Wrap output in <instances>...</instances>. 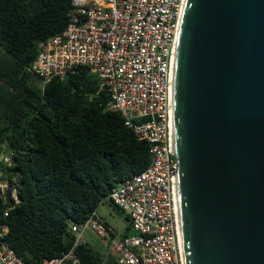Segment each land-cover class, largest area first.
<instances>
[{"label": "trees", "instance_id": "obj_1", "mask_svg": "<svg viewBox=\"0 0 264 264\" xmlns=\"http://www.w3.org/2000/svg\"><path fill=\"white\" fill-rule=\"evenodd\" d=\"M73 8L72 0H0V136L12 153L11 163L0 161V179L20 197L0 198V222L2 240L27 264L67 251L72 225L151 162L149 143L107 108L89 67L47 84L29 70L38 42L62 32ZM77 253L86 264H119L88 242Z\"/></svg>", "mask_w": 264, "mask_h": 264}, {"label": "water", "instance_id": "obj_2", "mask_svg": "<svg viewBox=\"0 0 264 264\" xmlns=\"http://www.w3.org/2000/svg\"><path fill=\"white\" fill-rule=\"evenodd\" d=\"M172 93L186 264H264V0H185Z\"/></svg>", "mask_w": 264, "mask_h": 264}, {"label": "built area", "instance_id": "obj_3", "mask_svg": "<svg viewBox=\"0 0 264 264\" xmlns=\"http://www.w3.org/2000/svg\"><path fill=\"white\" fill-rule=\"evenodd\" d=\"M66 28L37 44L29 70L43 84L82 67L100 78L125 124L150 145L151 162L142 172L119 182L100 205L113 203L127 213L134 233L115 237L95 209L84 224L72 225L74 242L44 264H86L77 253L93 232L113 250L119 264H186L178 210L179 160L173 147L174 65L185 0H72ZM0 161L11 163L12 153ZM0 179V198L20 201L17 188ZM11 207L5 211L7 216ZM0 264H27L2 238Z\"/></svg>", "mask_w": 264, "mask_h": 264}, {"label": "crops", "instance_id": "obj_4", "mask_svg": "<svg viewBox=\"0 0 264 264\" xmlns=\"http://www.w3.org/2000/svg\"><path fill=\"white\" fill-rule=\"evenodd\" d=\"M105 204H111L112 207H113V209L118 210L119 212L122 211V210H120L118 207H116L114 204H112L111 202H107V203H105ZM101 206H102V205H101ZM101 206L99 207L98 212H99V214L102 216V218L104 219V221H105L108 225H110V226L113 227V229H114V231H115V232H114L115 237L120 238V237H123L124 234H129V235H131V234L134 233V230L132 229V226H131V220H130L129 216L127 215V213L124 212V214H125V218H126V220H127V224H126L125 227H123L122 230H120L117 226H115V225L109 223L107 220H105L103 214L100 212V208H101ZM110 212H111V211H110ZM122 212H123V211H122ZM112 216H113V214H112ZM90 233H91V234H90ZM94 238H95V239H94ZM86 239H87V242H88V243H91V244L95 245V246H96L97 248H99V249L106 250L107 253L110 252V253L112 254V256H114V257L116 258V256H115L113 250H111V248H110L108 245H106L103 241H100L101 239H100L99 237H97L95 234H93L92 232L86 233ZM96 239H98L100 242L97 243V242H96Z\"/></svg>", "mask_w": 264, "mask_h": 264}, {"label": "rangeland", "instance_id": "obj_5", "mask_svg": "<svg viewBox=\"0 0 264 264\" xmlns=\"http://www.w3.org/2000/svg\"><path fill=\"white\" fill-rule=\"evenodd\" d=\"M1 50L2 49L0 47V52H1ZM1 83H2V81H0V84ZM0 111H1V107H0ZM100 212L103 214L105 220H107L109 223L117 226L120 230H122L123 227H125L127 224V220L125 218L124 212H122V211L119 212L118 210L113 209L111 204H102V206L100 208ZM112 214H113V216H112ZM89 232H91V231H88L87 233H89ZM100 241H103V240H100ZM100 241L98 239H96L97 243H99Z\"/></svg>", "mask_w": 264, "mask_h": 264}, {"label": "flooded vegetation", "instance_id": "obj_6", "mask_svg": "<svg viewBox=\"0 0 264 264\" xmlns=\"http://www.w3.org/2000/svg\"><path fill=\"white\" fill-rule=\"evenodd\" d=\"M3 151H4V149H3ZM2 154H3V153L0 154V158H1Z\"/></svg>", "mask_w": 264, "mask_h": 264}]
</instances>
